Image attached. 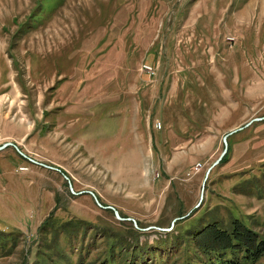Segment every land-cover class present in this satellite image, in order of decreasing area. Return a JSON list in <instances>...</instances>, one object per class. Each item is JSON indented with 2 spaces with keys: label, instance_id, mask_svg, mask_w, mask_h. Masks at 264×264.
I'll return each mask as SVG.
<instances>
[{
  "label": "rangeland",
  "instance_id": "1",
  "mask_svg": "<svg viewBox=\"0 0 264 264\" xmlns=\"http://www.w3.org/2000/svg\"><path fill=\"white\" fill-rule=\"evenodd\" d=\"M7 142L26 156L0 149V264H220L217 234L264 241V0H0ZM243 254L224 259L264 264Z\"/></svg>",
  "mask_w": 264,
  "mask_h": 264
},
{
  "label": "trees",
  "instance_id": "2",
  "mask_svg": "<svg viewBox=\"0 0 264 264\" xmlns=\"http://www.w3.org/2000/svg\"><path fill=\"white\" fill-rule=\"evenodd\" d=\"M214 239V238H213ZM202 250L211 253H217L219 260L224 261L220 264H240L239 260L232 261L230 257H224L233 252H242L244 259L252 258L256 260L264 253V241H257V237L250 231L244 230L240 226L232 233L222 232L215 236L214 242L201 245ZM228 250H230L228 252ZM233 251V252H232Z\"/></svg>",
  "mask_w": 264,
  "mask_h": 264
},
{
  "label": "water",
  "instance_id": "3",
  "mask_svg": "<svg viewBox=\"0 0 264 264\" xmlns=\"http://www.w3.org/2000/svg\"><path fill=\"white\" fill-rule=\"evenodd\" d=\"M256 120H260V118H257ZM234 132H235V130H234V131H231L230 133H228V134L224 137V143H225L224 151L222 152V154H221V156L219 157V159L213 164V166L219 164V163L222 161V159L224 158V156L226 155V153L228 152V137H229V135H231V134L234 133ZM7 146H14V147H15V148H16L21 154H23L24 156H26V155H25V154L19 149V147H18L15 143H13V142H7V143H4L2 146H0V149H3V148H5V147H7ZM46 166L49 167V168H52V169H57V168H55V167H53V166H50V165H46ZM213 166H212V167H213ZM212 167H211V168H212ZM211 168L208 170V173H207L206 179H205V181H204V188H203V189H205V187H206L207 178H208V175H209V173H210V171H211ZM57 170H58V169H57ZM65 177L68 178L67 175H65ZM91 194L96 198L97 202H98L100 205H102V204L99 202V200H98L97 196L95 195V193H92V192H91ZM204 195H205V194H204V190H203L199 205L202 204V201H203V199H204ZM116 213L118 214V212H116Z\"/></svg>",
  "mask_w": 264,
  "mask_h": 264
},
{
  "label": "built area",
  "instance_id": "4",
  "mask_svg": "<svg viewBox=\"0 0 264 264\" xmlns=\"http://www.w3.org/2000/svg\"><path fill=\"white\" fill-rule=\"evenodd\" d=\"M143 69L150 75H154L156 73V69L152 64H145Z\"/></svg>",
  "mask_w": 264,
  "mask_h": 264
}]
</instances>
